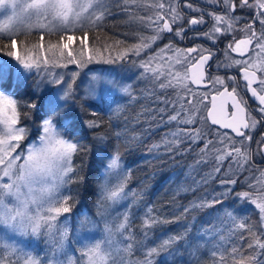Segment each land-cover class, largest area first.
<instances>
[{
	"label": "snow or ice",
	"instance_id": "snow-or-ice-1",
	"mask_svg": "<svg viewBox=\"0 0 264 264\" xmlns=\"http://www.w3.org/2000/svg\"><path fill=\"white\" fill-rule=\"evenodd\" d=\"M119 2L150 9L147 20L153 32L149 37L141 35L139 43L126 45L122 40L109 43L106 38L101 44V37L91 36L90 32L98 26L102 27L106 15L110 14L108 0H33L35 11L26 18L29 21L34 18V22L23 29L0 26V53L16 60L25 70H47L40 83L48 80L49 75L54 77L49 83L59 85L63 81L62 98L65 101L78 99L73 92V82L64 81L62 73L53 74L52 68L76 65L83 69L103 56L105 51L109 53L106 58L109 63L127 60L138 65L142 69L141 78L152 84L153 96L159 99L156 88L165 90L161 101L165 106L158 108L161 118L156 126L175 125L149 151L158 152L161 145L172 156L194 151L199 163L210 162L208 158L212 156L215 164L206 179L219 173L223 162L230 158L228 170L224 173L227 179L221 180V183L225 186L237 185L238 180L234 177L254 167L251 163L252 145H255L256 154H264V135L258 138L253 135L258 126L264 127V0H204L205 4L211 5L210 8L202 7L197 0ZM125 11H128L127 7ZM22 18H25L22 13L14 12L5 24ZM33 28L43 32L37 39L29 40L27 33ZM71 29H79V35L70 32ZM20 31L25 33L24 39L18 34ZM66 32L68 34L64 35ZM53 33H60L58 39L55 42L51 39L45 41V36ZM73 40H78L75 47L69 44ZM85 40L89 43L86 44ZM158 40H167L168 43L154 50L155 55L145 52ZM197 40L204 43H194ZM183 41H189L192 46H182ZM222 44L223 59L217 55ZM18 46L22 48V53L16 50ZM89 49L91 54L86 55ZM113 49L115 56L112 55ZM233 52L240 58L232 57ZM142 53L145 55L142 56ZM132 57L139 59L132 60ZM177 64L182 71L172 70ZM5 69L0 68V77ZM71 75L74 78L79 73L73 71ZM193 84L196 89L191 87ZM108 86L119 88L131 100L136 99L131 91L132 85H118L113 81L100 83L101 88ZM169 88L181 91L174 99H169L166 91ZM95 91L93 88V95ZM189 95L196 98L195 103L187 99ZM17 104L18 101L11 95L0 93V227L6 234L20 237L45 236L50 251H64L67 228L61 229L57 221L62 213L71 211L74 197L61 195L57 199L52 192L73 181L72 154L78 148L86 150L87 146L62 138L54 122L61 105L49 109V114L39 124V143L28 146L29 129L24 121L32 118L36 104L24 102L19 111ZM197 113H200L199 118ZM92 115L98 117L95 111ZM152 119L156 116L153 115ZM209 119L211 125L218 127L207 126ZM197 123L200 127H191ZM88 127L93 130L101 128L100 118L89 120ZM209 133L215 138H208ZM199 141H203V146L195 148ZM119 161L117 152L107 164V170L120 167ZM75 178H80L79 171L75 173ZM253 179L257 180V184H252ZM245 183L250 191H238L235 196L259 209L262 227L249 224L234 211L218 209L231 221L228 231L237 239L230 246L213 243L209 249V264H264V170H260L259 177H246ZM231 191L233 189H226L211 197H203L199 202L194 200L183 208V213L222 204ZM102 196L114 201L125 198L124 183L116 188L104 185ZM154 211L153 207L146 206L141 220L144 240L151 235L152 226L168 223L166 218L161 220L158 215H153ZM132 226L133 222L125 213L123 222L115 229L106 224L103 239L83 243L79 257L73 259L65 252L66 261L56 259L55 252L52 256L46 252L41 257L15 240L0 238V264H157L158 256L164 253L171 255V246L186 236V232L177 233L152 245L142 242L138 249L142 259H132L134 244L124 243L125 239L132 237L128 231ZM117 233L122 237L120 241L115 239ZM220 239H225L223 234Z\"/></svg>",
	"mask_w": 264,
	"mask_h": 264
},
{
	"label": "trees",
	"instance_id": "trees-1",
	"mask_svg": "<svg viewBox=\"0 0 264 264\" xmlns=\"http://www.w3.org/2000/svg\"><path fill=\"white\" fill-rule=\"evenodd\" d=\"M125 7L128 11H125ZM108 9L110 14L106 15L103 26H98L90 32L91 36L102 38L101 44L103 38H106L109 43L122 40L126 45H131L139 43L141 35L149 37L152 34L153 28L148 26L147 20L150 9L147 7H138L137 4L126 6L119 0H108ZM18 34L22 39L25 38L24 32ZM38 35L39 33L31 31L27 33V39L35 40ZM48 39L55 42L58 34L46 35L45 41ZM165 42L162 41V45ZM16 50L22 53L19 46ZM88 54H91V49L86 53ZM108 55L109 53L105 51L103 56L88 63L83 69L76 65L51 69L53 74L62 73L67 81L73 82V92L78 99L65 101L61 93L63 86L48 82L54 78L52 75H49L44 83H40L47 70L44 72H38L36 69L21 70L17 67L16 60L0 53V57L4 59L0 68H6L4 75L0 77V91L18 101L17 111L24 102L31 101L36 104L32 118L24 121V125L29 129L28 144L39 136V124L49 114V109L61 105L54 116L57 129L71 142L87 146L86 150L78 148V151L72 154L74 169L71 175L74 179L70 184H66L60 193V196L74 197L71 211L62 213L58 219V223L65 221L70 224L66 249L62 254H58L55 249L50 251L48 247L46 251L49 256L55 252L56 259L60 261H66L65 252L73 259L79 257L83 243L103 239L106 235L104 231L106 224L115 229L123 222V215L127 213L133 222V226L128 229L132 237L130 240L125 239L124 243L134 244L132 259H142V253L138 251L142 242L145 245H152L168 236L186 232L184 240H179L171 246V255L164 253L157 257V264H209V249L213 243L230 246L231 242L237 239L236 235H231L228 231L231 221L218 209L234 211L235 215L249 224L262 227L259 209L250 202L237 199L235 192L250 191L245 178L258 177L260 170L263 169L254 166L251 170L234 177L238 180L237 185L225 186L221 180L227 179L224 173L228 170L230 158L223 162L219 173H214L206 179L215 164L212 156L208 158L210 162L199 163V157L194 151L172 156L164 151L163 145L158 152L149 151L153 144L160 143L164 133L175 127L174 124L156 126L161 118L158 108L165 106L161 103L165 90L155 89L159 96L157 99L152 95V84L141 78L142 69L138 65H133L127 60L109 63L106 61ZM112 55H116L115 49ZM137 59L139 58L132 57V60ZM73 71L79 75L70 77ZM102 75L108 77L107 81L116 82L118 85H132L131 91L136 99L131 100L119 88H113L115 92L104 95L100 87L101 82L96 80L97 76ZM93 88L96 89L94 95ZM166 91L169 99H174L179 92L175 88ZM187 99L195 103L196 98L189 95ZM168 107L171 109V105ZM92 111L97 112L100 118L101 128L96 130L88 127L89 120L98 118L92 115ZM153 115L156 119H152ZM196 115L199 118L200 113ZM206 123L207 126H211L208 121ZM191 127L198 128L200 124ZM208 138L215 137L209 133ZM202 146L203 141H199L194 147ZM117 152L120 155L119 170L106 178L105 185L116 188L123 182L127 196L114 201L103 198L102 187L105 178L103 172ZM77 171L80 172L79 179L75 178ZM252 184H257V180L253 179ZM226 189L233 191L228 193L222 204L183 213V208L189 206L192 201L199 202L203 197H211ZM146 206L153 207L155 210L153 215H158L161 220L166 218L168 223L152 226L151 235L144 240L141 220ZM74 233L81 236L80 240L84 238L82 243ZM213 233L215 235H212ZM221 234L225 238L223 241L220 239ZM115 239L120 241L122 237L117 233ZM34 242L30 250L42 254L37 250V244L44 247L43 238Z\"/></svg>",
	"mask_w": 264,
	"mask_h": 264
},
{
	"label": "rangeland",
	"instance_id": "rangeland-1",
	"mask_svg": "<svg viewBox=\"0 0 264 264\" xmlns=\"http://www.w3.org/2000/svg\"><path fill=\"white\" fill-rule=\"evenodd\" d=\"M86 15V14H85ZM7 20V17L6 16H0V26H4V27H6V28H16V29H23V28H25L26 26H27V24L28 23H30V22H34V18H33V20L32 21H29L26 17L25 18H22V19H13V21L11 22V23H8V24H5V21ZM31 31H34V32H36V33H42L43 32V30L42 29H36V28H33V29H31ZM30 31V32H31ZM70 32H74L76 35H79V29H71V30H69ZM20 32H23V31H20ZM53 34H58V36L60 35V33H53ZM68 33L66 32V33H64V35H67ZM87 42H88V40H85V43L87 44ZM69 44H70V46H72V47H74L75 45H77L78 44V40H73V41H70L69 42ZM164 45H162L161 43H159V40L158 41H156L154 44H152L151 45V49H146L145 50V52H147V53H150V54H152V55H155V51L154 50H158L159 49V47H163ZM142 56H144L145 55V53H142L141 54ZM153 66H155V62H154V65ZM17 67L19 68V69H21V70H24V71H28V70H25V69H23L22 68V66L21 65H19L18 63H17ZM162 70H166L165 68H163L162 67ZM173 71H176V70H181L182 71V69H181V66L179 65V64H177V65H175V67L172 69ZM72 74V73H71ZM70 74V77H72V75ZM149 75H151V73H149ZM107 79H108V77H106L105 75H102V76H97L96 77V80L97 81H100V82H106L107 81ZM163 79V78H162ZM64 81H67V78L64 76ZM63 81L61 82V85L63 86ZM96 84V83H95ZM87 86H88V84H87ZM96 87H97V84L95 85ZM103 89V93H104V95H108L109 94V92H115L114 91V89L113 88H111L110 86H108V87H104V88H102ZM176 90H178V91H181L180 89H177V88H175ZM0 93H3V92H1L0 91ZM62 93V92H61ZM60 93V94H61ZM3 94H5V93H3ZM59 94V95H60ZM6 95H8V94H6ZM98 96V95H97ZM58 97H60V96H58ZM44 118H46V117H44ZM43 118V119H44ZM0 128H2V125H0ZM41 134V133H40ZM62 135V134H61ZM62 138H64V139H67V138H65V137H63V135H62ZM68 140V139H67ZM70 141V140H69ZM32 143H39V136L35 139V140H33V141H31L29 144H28V146H30ZM120 164V163H119ZM119 170V167L117 168V169H115V170H107V168H106V170L103 172L104 174H103V176L105 177L104 179H103V181H104V183H103V185H105V182H106V178H108V176L110 175V174H114V173H116L117 171ZM259 177V176H258ZM66 185H61V186H59V188L58 189H55L53 192H52V195L55 197V198H59V196H60V193H61V191H62V189L65 187ZM119 199V198H118ZM57 223H58V221H57ZM58 225H59V227L61 228V229H63V228H67V233H68V229H69V227H70V224L69 223H67V222H65V221H63V222H61V223H58ZM74 235L75 236H77L78 238V241H80L81 243L83 242V239L84 238H81L82 240H80V235L78 234V233H74ZM41 237L43 238V245H44V247L43 246H40V245H38L37 244V250L39 251V252H41L42 254H40V256L41 257H43L44 255H45V253L47 252L46 251V248L48 247L49 249H50V245H48L47 244V237H45V236H40L39 238L38 237H35V236H27V235H25V236H23V237H20V236H18V235H15V234H12V233H5V230L2 228V227H0V238H3V239H8L9 241H11V240H15L20 246H22V247H24L25 249H27V250H29V251H31L30 250V246H32L35 242V240H37V239H41ZM67 237H68V234H67ZM66 245H67V239H66V242H65V249H66ZM58 254H62V252L63 251H58V250H55ZM65 251V250H64ZM51 256H52V254H51ZM60 256V255H59Z\"/></svg>",
	"mask_w": 264,
	"mask_h": 264
},
{
	"label": "flooded vegetation",
	"instance_id": "flooded-vegetation-1",
	"mask_svg": "<svg viewBox=\"0 0 264 264\" xmlns=\"http://www.w3.org/2000/svg\"><path fill=\"white\" fill-rule=\"evenodd\" d=\"M197 2L202 6V7H205V8H210L211 5H208V4H205L204 3V0H197ZM147 21V20H146ZM164 35H168L167 33H165ZM191 35V34H189ZM162 41H166V43H168L167 40H159V43L163 44ZM177 41H179V38H177ZM194 43H204L203 41H195ZM182 46H192V43H190L189 41H183L182 42ZM222 51H223V44L220 45V48L217 50V55L220 56L221 59H223V56H222ZM232 57L234 58H240L238 56L237 53L233 52L231 53ZM213 72L216 71L215 67H213L212 69ZM230 71H234L233 70H230ZM221 74H223L224 70L221 69L220 70ZM191 87H193L194 89H196L197 87H194L191 85ZM253 107H255V104H253ZM206 115V113H205ZM222 131V130H221ZM254 137H259L260 135H264V127H259L256 129V131L253 133ZM239 139V138H238ZM252 148L255 149V145L253 144L252 145ZM253 154H255V157L252 158V165H254L257 169H263L264 170V154H256L255 152H253Z\"/></svg>",
	"mask_w": 264,
	"mask_h": 264
},
{
	"label": "clouds",
	"instance_id": "clouds-1",
	"mask_svg": "<svg viewBox=\"0 0 264 264\" xmlns=\"http://www.w3.org/2000/svg\"><path fill=\"white\" fill-rule=\"evenodd\" d=\"M32 5L33 0H0V16H6L8 19L14 12H20L27 17L35 11ZM44 195L47 196V193Z\"/></svg>",
	"mask_w": 264,
	"mask_h": 264
},
{
	"label": "water",
	"instance_id": "water-1",
	"mask_svg": "<svg viewBox=\"0 0 264 264\" xmlns=\"http://www.w3.org/2000/svg\"><path fill=\"white\" fill-rule=\"evenodd\" d=\"M3 61H4V59H3L2 57H0V64H1ZM192 86L197 87V86L194 85V84H193ZM208 107L210 108L211 106L208 105ZM206 115H207V113H206ZM208 123L211 125V120H210V119L208 120ZM211 126H213V125H211ZM215 127H218V126H215ZM220 130H222V131H230V130H224V129H220ZM233 135H234V133H233Z\"/></svg>",
	"mask_w": 264,
	"mask_h": 264
}]
</instances>
